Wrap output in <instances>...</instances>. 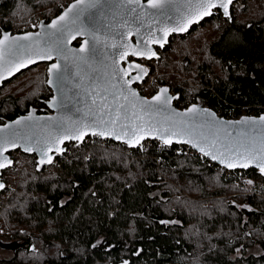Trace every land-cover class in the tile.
<instances>
[{
	"label": "trees",
	"instance_id": "16d2710c",
	"mask_svg": "<svg viewBox=\"0 0 264 264\" xmlns=\"http://www.w3.org/2000/svg\"><path fill=\"white\" fill-rule=\"evenodd\" d=\"M73 1L0 0V33L33 31ZM235 9L232 21L217 11L173 36L147 63V81L178 94V109L199 103L231 120L264 114V0ZM234 35L239 43L224 45ZM46 69L3 84L0 125L30 109L48 113ZM186 148L88 137L42 168L18 152L1 176L9 188L0 195V247L14 248L0 264H264V174L229 172Z\"/></svg>",
	"mask_w": 264,
	"mask_h": 264
},
{
	"label": "snow or ice",
	"instance_id": "6c2138e0",
	"mask_svg": "<svg viewBox=\"0 0 264 264\" xmlns=\"http://www.w3.org/2000/svg\"><path fill=\"white\" fill-rule=\"evenodd\" d=\"M109 2L114 3L113 22L120 17L119 27L127 28L130 21L135 25L128 32H116L115 37L119 39L110 45L124 50L112 53L113 57L119 55L121 59H125L129 53L149 59L156 56L147 45L156 43L163 47L171 32L187 31L192 24L212 16L213 9L222 10L224 17L232 20L230 7L233 0H147L146 5L142 0H75L50 25L41 24L39 33L23 36L4 34L0 38V81L27 68L29 64H36L38 60L55 59V63L48 65L50 79L47 83L62 84L70 77L77 78L74 84L79 89L76 99L83 103V107L76 106L75 111L81 114L77 119L63 115L61 110L67 107L65 91L63 87H58L61 99H53L49 107L56 108L61 115L42 120L30 114L0 127V169L12 164L5 156L9 148L36 152L40 156V164H51L54 157L48 153L53 150L57 154L65 151L56 145L63 144L66 139L82 141L86 135L111 136L132 146L133 140L139 143L144 135L152 134L154 139L162 140L165 144H171L173 139L176 143L187 144L204 156L219 160L225 167L246 168L255 165L264 174V116L259 121L244 118L239 122L226 123L208 109L195 106L183 113L176 112L170 108L173 97L167 95V88H160L148 100L131 86L147 75L146 68L136 65L141 68V73L124 79L119 75L124 70L114 67L115 59L111 66L103 64V61L100 62L102 67L93 66L98 45L103 43L104 47H109L108 33L101 36L100 29L95 26L100 18L107 19L104 9ZM152 20L161 23L158 31L163 32V37L156 36L153 30L141 33L140 29L145 24L151 29ZM169 21L172 22L170 26ZM112 26V23L105 25ZM133 32L137 35L135 46L124 44L125 35L130 38ZM77 36L85 37L81 48H69L68 44ZM141 41L145 47H141ZM109 67L111 71H108ZM70 69H74V72H70ZM4 187L0 183V190ZM0 235H3L2 229Z\"/></svg>",
	"mask_w": 264,
	"mask_h": 264
},
{
	"label": "water",
	"instance_id": "95a60500",
	"mask_svg": "<svg viewBox=\"0 0 264 264\" xmlns=\"http://www.w3.org/2000/svg\"><path fill=\"white\" fill-rule=\"evenodd\" d=\"M237 1H239V0H233V4L236 3ZM74 2H75V0L73 2H71V3H69L67 5V7H65L58 16H56L55 18L51 19L49 22L41 21L37 25V28H36L35 31H29V32H26V33H21V34H12L11 32H4L3 31V32L0 33V38H2L4 34H9L10 36H23V35H25L27 33H33V34L34 33H39V32H41V28H40L41 24L50 25L53 20L57 19L61 14H63V12L68 8V6L71 5ZM142 3H144L146 5L147 4V0H142ZM231 8H232V6L230 7V12H231ZM113 9H114V3L113 2H109L106 5L105 9H104L105 16L107 17V19L100 18L99 21L95 25L96 27H98L100 29V35L101 36H103L105 32L108 33V35H109V40H108L109 47H104L103 43L98 45L97 52L95 53L94 60H93V66L94 67L95 66H101L102 67V65L100 63L101 61H103V64L111 66L112 65V60L115 59L116 64L114 65V67H116L117 69H123L124 70L122 73L119 74V75L123 76L124 79H131L132 77H135V76H137L138 74L141 73V68H146L147 69V75L143 76L142 80H136L131 85L133 88H135L136 85H140L141 83H143L144 80L148 76V73H149L148 68H147V66H144L142 64L143 62L151 63V62L157 60L158 57H159V52L164 50V48L169 45V39L170 38H172L173 36H184V35H186L191 30L192 27H194L196 25H199L201 22H203L204 20L209 19L211 17V16L204 17V19L200 20L199 23L192 24L191 27L185 32H171L167 36V42L164 43L163 47H160V45L156 44V43H150L149 45H147V47H150L151 50L156 53V56H153L150 59L147 58V57H144V56H140V55H131L130 53L125 59H121V57L119 55H116L115 57H113L112 53L122 52L124 50L123 49L112 48L110 45L114 42V40H118L119 39V37H115V33L116 32H128V29L135 27V25L130 21L127 28L119 27L120 17H116L115 21L113 22V19H112V11H113ZM149 11H154V10L149 9ZM217 11H219V13L221 14L223 19L227 20L224 17L222 10L213 9V13L214 14ZM160 19H161V21H163V19H164L163 16H161ZM108 23H112L113 26L112 27H105V25L108 24ZM137 23H139V22H137ZM171 23L172 22L169 21L168 25L170 26ZM150 24H151V29H149L147 24H145L140 29L141 33L143 34V33L148 32L149 30H153L155 32L156 36L163 37V35H164L163 32L158 31V29L161 27V23H158L157 21L152 20V21H150ZM47 30H51V29H47ZM84 39H85V37H83V36H77L76 39H73V40L70 41V43L68 44V47L71 48V49H77L78 50V49L81 48ZM75 42H78V45H75ZM123 43L127 44V45H131V46H135V44L137 43V35L134 32L131 34L130 38H129L128 35H125ZM141 47H145V45L143 44V41H141ZM78 54L79 55H85L86 53H78ZM55 62H56L55 59L50 60V61L49 60H38L36 64H29V66L27 68H23V69H21L20 72L15 73V75H10L7 79H4V80L0 81V88H1L4 83L10 81L14 77H16L18 74H20V73H22V72H24V71L36 66V65L46 64L47 65V69H46V75H47L46 86L51 92V96L45 102V106H46V109L48 110V113H37V111L35 109H30L26 114L20 115V116L16 117L13 120L6 121L4 124H1L0 127H4L5 125L12 124V123H14L17 120H20V119H23L24 117L29 116L30 114L33 115L34 117L41 118L42 120H43V118L57 117V116L61 115V112H58L56 108L49 107V103L51 101H53V99H56V100H60L61 99V94H60V92L57 91L58 87H63V89L65 91L64 100H65V103L67 104V107L61 110L63 115L71 116L73 119L79 118V116L81 114L76 112L75 108H76V106L83 107V103L76 99V93L79 91V89H76L74 87V84L76 83V79L77 78L70 77L67 82H64L62 84L60 82H57L55 85H49L47 83V80L50 79V77L48 76V65L51 64V63H55ZM136 65H140L141 68H137ZM84 67H85V70H87V66L85 65ZM108 71H111V67L108 68ZM70 72H74V69H70ZM160 88H167L168 89L167 95L173 97V99L170 102V108L171 109H175L176 112L183 113V112H186L189 108H192L193 106H195L196 108L208 109L210 112L215 113L212 109H210L208 107H205V106H203V105H201L199 103H195V104L189 105L188 107H186L184 109H178L177 107H175V102L178 100L179 95L178 94H171L170 89L167 86L159 87L158 90L149 98H146V97H144V96H142L140 94L139 95L141 97H143V98L151 100L152 97L155 96L159 92ZM215 115H216V117L219 120H222V121H224L226 123L227 122H239V121H241L244 118L255 119V120L259 121V118L261 116H264V114L259 115V116H242V117H240V118H238L236 120H231V119H226V118L220 117L216 113H215ZM236 127H239V124H236ZM88 137H98L100 139L109 140V141H111L113 143L124 145L128 149H137L142 143H144L146 141H157V142H160L162 145H164L166 147H170V146H173V145L174 146H186V147L192 149L193 151H195L196 153L200 154L202 157H205L210 162H212V163L216 164L217 166L225 169L226 171H229V172L241 171L242 172V171L256 170V171L260 172L259 168H257L255 165H251V166L246 167V168L245 167H225L223 164H221L219 162V160H213V159H211L208 156H204L203 153H201L198 150L190 147L187 144L176 143L174 139H173V142L171 144H165V143H163L162 140L154 139L152 134L144 135V138L141 139L139 141V143H136L135 140H133L132 141V146H129V144L124 143L122 139H114L111 136L101 137V136L86 135V136L83 137L82 141H80V140H67L66 139V140H64L63 144H58V145H56V147L63 148L66 151V146L68 144L73 143V144H76V145H80ZM65 151H63L62 153L57 154V152L55 150H53V151L49 152L48 155H52L54 157V159H55L57 156L63 155L65 153ZM15 152H19V153H22V154H25V155H28V156H34L38 167L42 168V167L50 165L48 163L40 164L39 163L40 156L36 152L28 153V152H24L21 148H9V150L7 152H5V156H7L8 159H10L12 161V164L7 166V167H5V168H3V169H0V183H3V181L1 180L2 172L6 171L7 169L12 168V166H13V160L10 158V154L15 153ZM54 159H53V161H54ZM3 191H4V189L0 190V193H2Z\"/></svg>",
	"mask_w": 264,
	"mask_h": 264
},
{
	"label": "built area",
	"instance_id": "2783aa9c",
	"mask_svg": "<svg viewBox=\"0 0 264 264\" xmlns=\"http://www.w3.org/2000/svg\"><path fill=\"white\" fill-rule=\"evenodd\" d=\"M238 2V1H237ZM236 2V3H237ZM236 3H234L233 4V6H232V8H233V10H232V8H231V15H233L232 14V11L233 12H236ZM39 23H37V22H35L34 24H32L31 25V28L33 29V31H35L36 30V28H37V25H38ZM135 88L137 89V91H138V93L140 94V95H142V96H144V97H146V98H149V97H151L148 93H149V91L152 89V88H154L155 89V92L158 90V85H156V83L154 82V78L153 77H150L149 78V80L147 81V78L144 80V82L143 83H141L140 85H136L135 86ZM88 139V138H87ZM86 139V140H87ZM150 142H153V141H146V142H144V143H142L138 148H140V149H142V150H146L147 148H148V145H149V143ZM155 142H157V141H155ZM181 150H179V152H180ZM192 151L193 150H191L190 148H186L183 152H184V154L185 155H187V156H190L191 154H192ZM17 153L18 152H15V153H12V154H10V158L13 160V162L15 163V160H16V156H17ZM55 160V159H54ZM54 162V161H53ZM52 162V163H53ZM6 188H9V186L7 185V186H5ZM4 187V188H5ZM3 193V192H2ZM2 193H0V195L2 194ZM1 198V197H0Z\"/></svg>",
	"mask_w": 264,
	"mask_h": 264
},
{
	"label": "rangeland",
	"instance_id": "374dc122",
	"mask_svg": "<svg viewBox=\"0 0 264 264\" xmlns=\"http://www.w3.org/2000/svg\"><path fill=\"white\" fill-rule=\"evenodd\" d=\"M42 11H39L38 13H36V14H34L30 19V22L26 25V24H21L20 26H19V28L17 29V31H22V30H26L27 28H28V26H29V24L31 23V22H33V21H35L36 19H40V18H42V13H41ZM16 31V32H17ZM239 40H240V38H239V36L238 35H234V36H232V39L231 38H228L227 40H226V42L224 43V45L226 44V43H239ZM18 81V80H17ZM16 84H17V82L16 83H14V84H12V85H9V87L7 88V89H5L4 91H3V94L2 95H6V94H9V93H13L14 91H15V86H16ZM195 104V103H194ZM1 224V223H0ZM1 227H2V225H0V229H1ZM2 229H3V227H2ZM6 243V242H5ZM5 243H3V244H5ZM3 248H4V245L2 246ZM1 248L0 247V258L1 257H4V256H6L7 254H10L11 253V251L13 250V248H14V246L13 245H10V246H7L6 248Z\"/></svg>",
	"mask_w": 264,
	"mask_h": 264
},
{
	"label": "flooded vegetation",
	"instance_id": "af4514ba",
	"mask_svg": "<svg viewBox=\"0 0 264 264\" xmlns=\"http://www.w3.org/2000/svg\"><path fill=\"white\" fill-rule=\"evenodd\" d=\"M170 39H171V38H170ZM170 39H169V42H170ZM142 64H143L144 66H147V63H145V62H143ZM13 164H14V162H13ZM7 170H8V169H7ZM7 170H6V171H7ZM4 172H5V171H3L2 174H3ZM1 176H2V175H1Z\"/></svg>",
	"mask_w": 264,
	"mask_h": 264
}]
</instances>
